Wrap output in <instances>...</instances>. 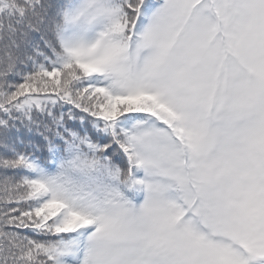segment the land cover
Listing matches in <instances>:
<instances>
[{
    "label": "snow or ice",
    "instance_id": "6c2138e0",
    "mask_svg": "<svg viewBox=\"0 0 264 264\" xmlns=\"http://www.w3.org/2000/svg\"><path fill=\"white\" fill-rule=\"evenodd\" d=\"M0 264H264V0H0Z\"/></svg>",
    "mask_w": 264,
    "mask_h": 264
}]
</instances>
